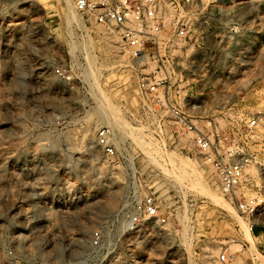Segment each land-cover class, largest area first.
Wrapping results in <instances>:
<instances>
[{
    "label": "rangeland",
    "instance_id": "obj_1",
    "mask_svg": "<svg viewBox=\"0 0 264 264\" xmlns=\"http://www.w3.org/2000/svg\"><path fill=\"white\" fill-rule=\"evenodd\" d=\"M67 11L65 0H0V264H226L223 253L227 264H264V215L251 228L194 133L143 103L113 30L78 10L69 28ZM191 17L170 98L208 116L231 158H250L237 196L264 205V0H198ZM101 92L126 127L97 120ZM104 127L114 156L98 144ZM148 195L167 223L124 231L121 216Z\"/></svg>",
    "mask_w": 264,
    "mask_h": 264
},
{
    "label": "built area",
    "instance_id": "obj_2",
    "mask_svg": "<svg viewBox=\"0 0 264 264\" xmlns=\"http://www.w3.org/2000/svg\"><path fill=\"white\" fill-rule=\"evenodd\" d=\"M74 4L90 22L113 30L121 47L132 58L143 103L169 108L175 122L194 133L195 150L212 166L222 191L243 213L256 220L252 226L259 224V218L264 215L262 199L237 196L250 158L233 159L227 150L222 151L207 129L206 123L211 122L209 117L195 116L184 110L170 98L166 86L171 78L170 68L178 57L176 50L193 36L191 16L198 9V0H74ZM56 71L62 74L61 69ZM255 123L256 120H252V124ZM97 141L107 155L117 153L108 127L99 130ZM160 207L155 196H146L140 209L129 218L123 213L120 219L123 230L140 232L157 223L166 224L168 217L161 213ZM261 225L264 230V222ZM262 251L264 253V244ZM221 259L227 264L230 258L223 253Z\"/></svg>",
    "mask_w": 264,
    "mask_h": 264
},
{
    "label": "bare ground",
    "instance_id": "obj_3",
    "mask_svg": "<svg viewBox=\"0 0 264 264\" xmlns=\"http://www.w3.org/2000/svg\"><path fill=\"white\" fill-rule=\"evenodd\" d=\"M68 6V11L65 14L66 18V24L67 26L70 28V26L72 25L73 22L75 21H79L78 19V15H77V10L74 7V4L72 2V0H65ZM83 24V23H82ZM71 30V29H70ZM85 32L87 35H89V30L85 27ZM114 34V33H113ZM115 35V34H114ZM114 35H112L114 37ZM111 36V37H112ZM112 37V38H113ZM115 42H118V49L121 52L122 50L124 51V49L121 47V43L118 41V39L116 37H114ZM113 41V40H112ZM91 42V41H90ZM85 45V44H84ZM83 45V46H84ZM73 49H75L77 47V45L74 43V41L72 42ZM88 46V45H86ZM86 48V47H85ZM72 49V50H73ZM121 49V50H120ZM85 50V49H84ZM89 52V49H88ZM90 53V52H89ZM126 54V52H125ZM92 56V55H91ZM88 57V56H87ZM90 58V57H89ZM91 64L92 61L90 60L89 64H88V69L86 70V75L90 76L93 74V70L91 69ZM98 87V86H97ZM97 90V89H96ZM102 90V89H101ZM98 92V91H96ZM100 94V93H99ZM97 96V95H96ZM98 97V96H97ZM99 104V103H98ZM93 117V116H92ZM96 118L98 121H102V122H107L111 124V127L115 130H120V128H124L126 127V121L123 118L120 109L108 98V96L106 97V95L100 94V107L97 110V115ZM95 120V119H94ZM88 122L92 123V118L88 117ZM114 134L117 135V132L114 131ZM118 139V138H117ZM204 175H202V179L204 180ZM187 222V221H186ZM244 222L242 221V224ZM186 224V223H185ZM254 226H251V228H253ZM248 228V227H247ZM246 228V230H247ZM250 230V228H248ZM248 232V230H247ZM186 237V236H185Z\"/></svg>",
    "mask_w": 264,
    "mask_h": 264
}]
</instances>
